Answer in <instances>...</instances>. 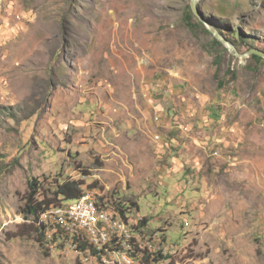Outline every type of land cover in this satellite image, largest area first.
<instances>
[{
  "label": "rangeland",
  "instance_id": "rangeland-1",
  "mask_svg": "<svg viewBox=\"0 0 264 264\" xmlns=\"http://www.w3.org/2000/svg\"><path fill=\"white\" fill-rule=\"evenodd\" d=\"M189 5L0 0V264L68 262L21 212L34 177L128 204L164 263L264 264V58ZM198 7L264 51V0Z\"/></svg>",
  "mask_w": 264,
  "mask_h": 264
},
{
  "label": "built area",
  "instance_id": "built-area-1",
  "mask_svg": "<svg viewBox=\"0 0 264 264\" xmlns=\"http://www.w3.org/2000/svg\"><path fill=\"white\" fill-rule=\"evenodd\" d=\"M97 194L83 190L79 198L53 203L39 213L34 224L44 249L67 264H163L170 254L166 242L157 243L128 212L123 218L113 200Z\"/></svg>",
  "mask_w": 264,
  "mask_h": 264
},
{
  "label": "trees",
  "instance_id": "trees-1",
  "mask_svg": "<svg viewBox=\"0 0 264 264\" xmlns=\"http://www.w3.org/2000/svg\"><path fill=\"white\" fill-rule=\"evenodd\" d=\"M193 17L194 15L189 5L183 16L185 24L191 29L200 27V25L202 26V23L200 21L194 22ZM205 31L209 32L206 28ZM213 44L218 46L222 45V43L216 38H213ZM252 57L255 59H262L259 55L256 54H252ZM82 184L83 183L79 180L68 178L62 181H55V188L53 190H49L45 189L42 181H40L36 177L28 180V187L24 197V205L21 208V212L26 220H29L31 218L32 221H28L29 224L27 225L30 227L31 232L37 234V240L40 242V245L43 248L45 247L42 241V233L39 231V228L36 227V225L34 224V220L37 218V216L42 210H44L46 207L53 203L59 204L61 202H68L79 198L83 192ZM127 205L128 204H123L122 202L117 203V207L121 210L123 218L127 217L126 212H128L131 207H127ZM133 205H135V203H132V206ZM148 221V218H142L138 221V224L146 225ZM168 258H170V255L164 256V259Z\"/></svg>",
  "mask_w": 264,
  "mask_h": 264
},
{
  "label": "water",
  "instance_id": "water-1",
  "mask_svg": "<svg viewBox=\"0 0 264 264\" xmlns=\"http://www.w3.org/2000/svg\"><path fill=\"white\" fill-rule=\"evenodd\" d=\"M190 7L194 15L198 17V19L206 26V29L216 38L219 40L222 44L225 45V47L232 53L233 55H236L237 57H249V54H256L260 57L264 58V51H261L256 48H250L247 51L240 53L237 50V47L229 40H227L224 36H222L220 33H218L212 25H210L204 16L202 15L199 7H198V0H190Z\"/></svg>",
  "mask_w": 264,
  "mask_h": 264
}]
</instances>
